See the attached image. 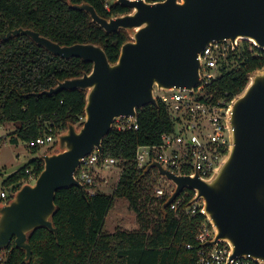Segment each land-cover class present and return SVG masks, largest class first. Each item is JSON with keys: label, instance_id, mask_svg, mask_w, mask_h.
<instances>
[{"label": "water", "instance_id": "water-1", "mask_svg": "<svg viewBox=\"0 0 264 264\" xmlns=\"http://www.w3.org/2000/svg\"><path fill=\"white\" fill-rule=\"evenodd\" d=\"M66 2L86 11L91 22L106 32L126 30L128 39L116 61L110 62L99 44L60 45L23 27L0 33V39L26 35L53 55L92 64L89 72L35 93L85 90L84 120L67 123L56 134L54 146L38 155L43 167L34 181L23 182L7 202H0V250L13 242L24 251L20 264L31 260L27 241L31 231L44 227L57 237L52 222L56 192L76 186L86 196L74 171L80 159L94 149L103 158L102 140L115 117L137 119V109L157 106L155 89L193 91L200 76L198 53L213 40L227 39L233 48L238 39L248 40L264 49V0H114L113 4L129 11L108 18L86 2ZM228 117L231 144L209 177L176 175L157 161L147 164L142 175L156 169L173 184L161 205L164 213L184 188L194 193L189 203L203 201L214 238L201 245H217L221 240L228 243L232 257L264 263V66L249 74L245 87L230 104Z\"/></svg>", "mask_w": 264, "mask_h": 264}, {"label": "trees", "instance_id": "trees-1", "mask_svg": "<svg viewBox=\"0 0 264 264\" xmlns=\"http://www.w3.org/2000/svg\"><path fill=\"white\" fill-rule=\"evenodd\" d=\"M73 4L86 2L105 18L126 13L129 8L111 4L105 10L100 0H70ZM18 27L30 28L59 43L99 44L110 62L118 58L121 45L128 39L127 31L106 32L91 22L84 10L70 7L66 0H0V33ZM251 46L253 51L249 52ZM247 55L236 70L223 73L212 81L209 89L218 96H236L245 87L248 76L264 66V49L243 40ZM92 64L80 58L64 59L49 53L26 35L0 39V124H12L9 141L26 143L44 134L51 127L63 131L67 123L81 124L84 117L85 90L63 89L55 94H35L56 85L58 81L81 76ZM138 129H111L103 138V156L128 161L112 194L71 186L55 194L56 210L52 216L57 237L47 228L39 227L28 235L32 250L28 264H190L195 249L185 248L194 242L196 227L206 219L202 214L189 217L166 208L155 211L150 218L145 207L158 173L151 169L142 175L129 161L138 144H155L160 135L172 128L163 105H147L137 109ZM50 147V146H49ZM37 154L40 147H31ZM49 148H46L48 150ZM43 161L37 155L2 180V186L16 190L29 175H38ZM28 170V172L26 171ZM190 194L193 193L189 190ZM115 196L125 198L136 214L138 229L104 232L103 222ZM187 201H185V204ZM3 264H20L24 251L11 242L4 249ZM25 264V263H22Z\"/></svg>", "mask_w": 264, "mask_h": 264}, {"label": "built area", "instance_id": "built-area-1", "mask_svg": "<svg viewBox=\"0 0 264 264\" xmlns=\"http://www.w3.org/2000/svg\"><path fill=\"white\" fill-rule=\"evenodd\" d=\"M100 1L103 8L108 11L114 0ZM136 1L154 3L159 0ZM249 42L253 44L251 41ZM248 51H253V48L249 46ZM246 55L247 51L243 47L242 39L237 40L235 48L227 39L213 40L198 53L197 58L201 64L200 76L199 83L193 88V91L186 88L155 89L154 95L157 102L163 105L172 128L160 135L158 143L138 144L129 164L144 169L150 162L157 161L176 175L197 174L199 178L209 177L231 144L228 113L230 104L235 97H229L226 93L223 96H218L209 87L212 81L223 73L239 68ZM81 120H84V117H81ZM111 129L117 131L136 130L138 129L137 120L128 116L115 117ZM58 132L49 127L46 133L36 136L26 144L29 148L53 146ZM127 162L115 157L104 158L103 156L101 159L97 149H94L80 159L74 175L84 185V190L86 188L90 194H94L103 192L99 188V178L107 177L113 170L119 169L111 187L113 193ZM26 171L28 172V170ZM36 177L37 175L31 174L28 180H34ZM106 182L105 179L103 183ZM173 188L170 180L158 174L156 182L152 185L150 199L144 209L151 219L156 216L155 211L161 209L162 203L171 194ZM13 192L12 187H0V202H7ZM193 196L194 193L190 194L189 189L184 188L166 208L175 214L182 212L189 217L197 214L205 216L202 200L189 203ZM185 201H187L186 204ZM213 238L214 230L209 220L206 218L200 221L196 227L194 242L185 243V248L195 249L190 264H264L249 257H232L228 243L221 240L217 245H201ZM5 260L6 251L3 249L0 250V264H3Z\"/></svg>", "mask_w": 264, "mask_h": 264}, {"label": "rangeland", "instance_id": "rangeland-1", "mask_svg": "<svg viewBox=\"0 0 264 264\" xmlns=\"http://www.w3.org/2000/svg\"><path fill=\"white\" fill-rule=\"evenodd\" d=\"M241 47L239 43V48ZM12 124H0V187H2V180L7 175L15 171L16 169L24 166L27 162L37 156V154L31 152L25 141L19 140L17 143H11L9 141L10 133L13 132ZM54 146V145H53ZM41 147V151H47L46 148ZM115 169V168H114ZM119 169L113 170L108 176H101L98 182L100 184L101 191L112 194L111 187L116 180V176ZM106 183H103L104 180ZM30 179L25 182H33ZM128 201L125 198L115 196L111 206L107 210V213L103 222V231L107 233H112L115 230H126L134 231L138 229V223L136 219V214L129 208Z\"/></svg>", "mask_w": 264, "mask_h": 264}, {"label": "crops", "instance_id": "crops-1", "mask_svg": "<svg viewBox=\"0 0 264 264\" xmlns=\"http://www.w3.org/2000/svg\"><path fill=\"white\" fill-rule=\"evenodd\" d=\"M9 139H10V138H9ZM27 147H28V146H27ZM28 149L31 150L29 147H28ZM41 150H42V149H40V153L42 152ZM40 153H39V154H40ZM39 154H38V155H39ZM16 170H17V169H16ZM3 179H4V178H3Z\"/></svg>", "mask_w": 264, "mask_h": 264}]
</instances>
